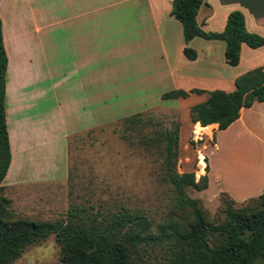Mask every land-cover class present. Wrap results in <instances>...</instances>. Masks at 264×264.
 Returning a JSON list of instances; mask_svg holds the SVG:
<instances>
[{"label":"crops","instance_id":"crops-1","mask_svg":"<svg viewBox=\"0 0 264 264\" xmlns=\"http://www.w3.org/2000/svg\"><path fill=\"white\" fill-rule=\"evenodd\" d=\"M71 2L58 0L59 44L67 69L46 83L44 50L51 45L43 23L46 11L36 10L34 0H0L6 55L4 114L10 148V162L1 181L6 197L17 199L21 194L13 191L24 186L65 180L68 137L86 129L81 119L93 110V95L99 93L96 63L100 54L139 63L142 77L168 80L171 89L184 91L228 92L236 76L255 67L264 71V45L251 48L241 43L237 64L228 66L222 40L193 37L184 43L179 22L169 15L171 0H79L78 6L68 7ZM232 10L241 12L246 31L264 38V0H203L195 21L203 31L217 32ZM184 46L194 51L193 59L185 57ZM196 82L207 86H196ZM206 97V93L189 92L176 99L192 98L193 105ZM65 112L69 124L62 120ZM183 126L186 138L192 130L205 131L206 187L200 190V198L214 200L223 192L241 202L264 192V100L240 108L238 117L221 130L215 123L201 126L189 117ZM180 130L178 122V134ZM52 141L62 143L46 162Z\"/></svg>","mask_w":264,"mask_h":264},{"label":"trees","instance_id":"trees-1","mask_svg":"<svg viewBox=\"0 0 264 264\" xmlns=\"http://www.w3.org/2000/svg\"><path fill=\"white\" fill-rule=\"evenodd\" d=\"M202 3L203 0L170 2L169 15L179 22L184 43L193 37L222 40L223 57L228 66L237 64L241 43L251 48L264 45L263 37L246 31L243 16L237 10L226 15L222 30L203 31L195 21ZM183 54L188 59L195 56L194 51L185 46ZM5 71L6 55L0 28V264H11L26 246L51 234L59 247L62 264H137V261L142 264H264V192L239 205H234L226 193L220 192L222 213L216 220L209 218L198 198L185 193L187 188L204 189L205 173L195 180L192 171L178 173L174 167L177 123L159 135L140 139V143L153 144L164 154L165 166L160 179L170 186L173 203L161 221L153 222L143 211L124 206L100 214V218L81 216L79 210L71 209L66 211L65 220H34L10 213L1 185L10 162L4 114ZM233 85L228 92L171 89L163 92L160 99L185 98L189 92L206 93L205 100L189 106V120L201 126L215 123L216 129L221 130L238 117L240 108L264 100L262 67L236 76ZM122 123L130 129L146 124L140 113L122 118ZM145 256H150L152 261L148 262Z\"/></svg>","mask_w":264,"mask_h":264},{"label":"rangeland","instance_id":"rangeland-1","mask_svg":"<svg viewBox=\"0 0 264 264\" xmlns=\"http://www.w3.org/2000/svg\"><path fill=\"white\" fill-rule=\"evenodd\" d=\"M71 1L72 6L68 4V7L79 5V0ZM34 5L36 10L46 11L43 23H46V40L51 42L44 50L48 83L67 69L58 36V22L62 16L58 12V0H34ZM129 62L116 60L111 54H100L96 63L99 67V93L93 95V110L81 119L86 129L68 137L65 180L24 186L21 191H13L20 192L21 197L17 199L4 195L9 201L7 210L10 213L34 220H65L66 211L71 209L79 210L81 216L94 215L100 218V214L124 206L130 210L143 211L153 222L161 221L173 203L170 186L160 179L165 166L164 154L159 153L153 144L140 143V139L159 135L178 122L181 130L177 141L176 171H192L195 180L204 173L203 164L200 163L204 155L203 144H206L204 138L201 136L195 142L191 134L186 138L183 126L193 99L161 100V93L171 89L172 83L168 80L158 81L154 76L142 77L144 72L139 63ZM196 86L207 85L196 82ZM135 113H140V118L146 124L133 129L125 128L122 118ZM69 119L66 112L63 113L62 120L69 124ZM55 127L52 123L51 128ZM209 142H212V138ZM61 143H50L46 162L53 158L51 154ZM199 192L191 188L185 190L187 196L198 198L209 218H219L222 213L220 197L205 200L200 198ZM241 202H234V205ZM144 259L152 261L150 256ZM11 264H62L53 235L26 246ZM137 264L142 263L137 261Z\"/></svg>","mask_w":264,"mask_h":264},{"label":"built area","instance_id":"built-area-1","mask_svg":"<svg viewBox=\"0 0 264 264\" xmlns=\"http://www.w3.org/2000/svg\"><path fill=\"white\" fill-rule=\"evenodd\" d=\"M191 135H192V139H193V141L195 142L196 140H200V139H201L202 133H197V134H195V133H194V130H192Z\"/></svg>","mask_w":264,"mask_h":264},{"label":"bare ground","instance_id":"bare-ground-1","mask_svg":"<svg viewBox=\"0 0 264 264\" xmlns=\"http://www.w3.org/2000/svg\"><path fill=\"white\" fill-rule=\"evenodd\" d=\"M194 133H195V134H197V133H202V131H201V130H199V131H197V133L194 131Z\"/></svg>","mask_w":264,"mask_h":264}]
</instances>
